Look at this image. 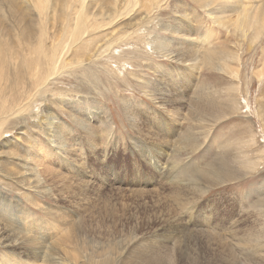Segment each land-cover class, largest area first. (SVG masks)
Wrapping results in <instances>:
<instances>
[{
  "label": "rangeland",
  "instance_id": "obj_1",
  "mask_svg": "<svg viewBox=\"0 0 264 264\" xmlns=\"http://www.w3.org/2000/svg\"><path fill=\"white\" fill-rule=\"evenodd\" d=\"M232 1L242 7L224 0H120L113 19L76 31L80 33L70 45L73 51L57 65L65 64V56L79 64L60 69L40 100L28 97L25 107L33 114L22 112L0 130L13 140L19 124L24 131L21 144L28 141L32 148L22 151L16 146L20 153L0 146V169L18 170L12 159L17 155L26 159L35 149L31 166L39 171L37 189H30L31 193L0 177V227L5 233L18 230L19 217L24 215L31 219L26 226L32 225L31 235L38 228L56 227L57 246L78 264H94L97 253L112 256V264H119L116 256L121 251L129 261L154 254L162 258L161 264H175L176 257L187 264L198 252L190 243L205 235L182 231L170 220L192 207L187 218L198 224L196 231L207 225L217 233L230 229L241 235V230L251 228L253 237L264 239V23L260 20L264 0ZM49 2L32 4L43 14L45 7L51 8ZM109 6L105 3L102 9L110 10ZM16 7L19 12L22 3ZM255 8L263 10L244 13ZM55 11L41 17L44 30L65 37L69 17L64 7ZM177 14L191 23L188 31L186 24L176 21ZM0 15V25L14 33L10 20L14 17L1 0ZM26 16L28 21L35 18L28 12ZM71 39L69 34L67 41ZM153 41L198 50L197 67L188 70L182 65L189 53L170 57L164 46L160 49ZM97 46L87 62L84 57ZM123 48L128 49L114 52ZM112 61L131 68L120 77ZM160 85L169 90H161L169 100L154 99ZM58 104L64 106L62 113L67 107L73 115L63 117ZM48 114L59 126L71 128L66 136L80 155L78 162L54 160L38 122ZM73 120L88 131L74 138ZM186 134L190 143L182 148L176 138ZM166 146L170 152L160 158L158 151ZM170 166L176 174L170 175ZM174 177L179 181L172 182ZM77 203L79 214L72 220L66 212ZM56 216L62 224L54 220ZM68 224L79 230L82 241L77 249L67 240L68 236L76 240ZM257 236L253 241L260 240ZM8 253L0 247V264H5ZM203 257L206 264L231 260L223 255ZM235 257L238 264L250 263L239 254Z\"/></svg>",
  "mask_w": 264,
  "mask_h": 264
},
{
  "label": "bare ground",
  "instance_id": "obj_2",
  "mask_svg": "<svg viewBox=\"0 0 264 264\" xmlns=\"http://www.w3.org/2000/svg\"><path fill=\"white\" fill-rule=\"evenodd\" d=\"M1 1L7 7L9 16L14 17V19L10 20L12 23L11 26H15L12 29L14 33H10L5 27L0 25V130L2 131V129L5 128V125L8 124L9 120L12 117L16 118L18 115H20V113L27 111L25 105H27L26 100L28 99V97H33L36 100H40L41 96L46 94L47 85L52 80V77L57 75L60 69H69L70 67L74 68L79 64L77 59H74L73 57L67 59V57L65 56V64L59 66L57 65L65 54L73 51L70 45L76 41L77 34L80 33L76 31H80L84 27L91 24H100L103 21H109L113 19L116 16V11L121 7L122 2L120 3V5H118V2L120 0H107L106 2L105 0H85L84 4L82 2L83 0H52L51 8L45 7V9H48L47 12L40 14L39 10H37V8L32 4V2H34L35 0H17L18 5L19 3H22V7L19 9V12L18 8L16 7L18 5L14 4V0H11L12 4H10L8 0ZM38 1L40 3L44 2V6L49 2V0ZM224 1L231 3L235 8L242 7L237 1H234L235 3L232 0ZM261 1L263 0H259L258 2L261 3ZM105 3L110 5V10L102 9L103 4ZM59 6L65 8L66 17H69L66 26L67 32H65V37L60 36V34L59 36H57L58 34L52 36L49 33L45 32L41 18H46L47 15L49 16V14L53 15L57 13L55 10ZM206 6L209 5H203L202 7ZM253 10L255 11L263 9H245L244 13L247 14ZM27 12L28 14H30V16L35 17L32 21H28L26 16ZM239 15L240 13L238 12L237 16ZM177 16L178 17L176 18V21L178 19V22L180 24H186L188 31L190 29L191 23L188 20H185L184 15L177 14ZM0 17L2 16L0 15ZM260 20L262 21V23H264V13L261 15ZM33 26L34 32H31V27ZM70 27H72V30L69 29ZM69 34L72 35V39L70 40V42L67 41V36ZM171 34L173 36L178 35L177 37L180 40L185 39L184 36L179 37V34L176 31H172ZM49 38L50 44L49 46H46V40ZM190 40H193V38H191ZM102 44L103 43H101L100 45ZM153 44L158 45L160 49L164 46L166 48L167 54L170 57H181L189 53L191 57L184 58L183 61H181L182 65L188 70L197 67L195 63L199 61V59L197 58L200 57L198 50L192 48L185 50V48L181 46H176V42L167 43L165 41H153ZM99 48L100 46H97L87 53V55L84 57L87 62L92 61V57L94 56L95 51L97 52ZM124 49L128 48H123L121 50L119 49L114 52L120 54L123 53L122 50ZM112 66L119 67L120 70L118 71V74L120 77L122 75V71H129V69L131 68L129 66H127L129 67L128 69L121 68L117 63L113 64ZM161 90L169 91L165 86L160 85L158 88L159 94L157 97H154L155 100H158L159 98L161 100L166 99V91L161 92ZM166 100H169V98ZM158 106H161V104H158ZM57 107L63 117L69 119V116L73 115V113H71L72 111L67 107H65L64 113H62V109L64 108V106L58 104ZM31 111L32 109L27 112L31 115L34 113ZM40 112L42 113L43 109ZM128 118H132V115H128ZM38 122L40 124V129L44 133L46 146L48 147V150L55 156L54 160H56L60 164H64V162L71 163V161L78 162L80 155L76 150H73L71 148L66 136V134L70 132L71 128L65 125L59 126L55 120V117L51 114H48L46 118H43V116H41V119ZM72 123L74 124L73 128H75L74 130H72L74 138H77L79 136L78 132L83 133L85 131H88V129L83 128L74 120ZM76 128L78 129V131H76ZM15 130L16 135L15 139L13 140L7 137L10 135L3 136L5 132H3L2 134L0 132V134L2 135H0V146L7 148L10 147L11 149H21L22 151H30L32 148H29L30 143L28 144V141H24L25 143L21 144V137L23 138L24 131L22 128H19V124L17 125ZM176 139L178 140L179 145H183L182 148L190 143V137H188L187 134L184 137L178 136V138ZM15 140L17 142L13 144ZM16 146H19L21 148L19 149ZM169 150L170 146H166L164 148L160 147L158 151L160 154V158L166 156V154L164 153H168ZM22 151L20 153H23ZM35 151V149L32 150V154ZM175 152L176 149L173 153ZM32 154H27L26 159H24L21 155H17L16 159H12L11 162L12 164H16L18 170L10 171L5 168L0 169V177L8 180L10 182L9 184H13L20 188H23V190H26L30 193V189H37V185L39 183V171L31 166V164L34 162V159L31 156ZM170 154H172V152ZM74 157H77V159H74ZM78 171L83 170L81 167H79ZM169 171L170 175L176 174L177 172V170H175L173 166L169 167ZM19 175L21 176V179L18 177ZM85 177L89 179L90 176L85 174ZM172 177L173 176H170L169 178ZM171 181L178 182L179 179H177V177H174ZM213 183L214 182H211L209 185ZM2 201L3 199L0 202ZM78 209L79 204L75 208L68 209L67 211L69 212H65L69 213V216L72 220H75V218L79 214ZM192 210V207H185L182 215L170 220L172 224L180 228L182 231L196 232L197 234L205 235L203 236L202 240H197L193 243H190L191 247L197 250L199 253L197 252L194 258H188L187 264H206V260L204 259L203 255H223V258L231 259L229 260L230 264H238L236 262L237 258L235 257V255L237 254H239V256L244 259V261L250 260V263L248 264H264V255H262V251H264V239H260L257 235L254 234V236H257L260 240L253 241V238L255 237H253L251 232H249L251 231V228L248 231L246 229L241 230L239 233L242 234L239 235L238 233H236L238 231H235L234 229H232L234 231H231L230 229L228 231L226 226V230L228 231V233L226 232V234H221L214 231V226L209 227L206 225L205 229L202 231L199 230V232L196 231L198 230V224L187 218V213H191ZM54 220L60 224L63 223V220H61L58 216H56ZM29 221H31V219L29 220L26 216H20L19 229L14 231L13 233H5V231L0 227V230H2L0 231V247L8 249L9 252L4 257L5 264H78L77 259H75L74 261H71L69 259V252L57 246L56 242L58 240V229L56 227L43 229L38 228V230L34 232L33 235H31L30 231L34 230L32 225L26 228ZM37 223L38 219L36 221V224ZM40 223L41 221L38 223V225ZM67 227L73 237H76L75 241L70 236L67 237V240L77 249V243L82 241L81 237H78L79 230L72 224H68ZM226 230L224 229L223 231L225 232ZM84 239L88 240L87 237H84ZM135 242L136 240L133 243ZM99 243L100 242L98 241L97 244ZM253 257H255V259ZM177 258L178 257L175 258V264H182L178 262ZM93 260H96L94 264L113 263L112 256L104 258L99 253L94 256ZM116 260L119 262V264H123L125 260V264H153L156 262L158 264H161L159 260H162V258L160 256L152 254V256L144 260L136 257L133 259V261H129L128 257H126V252H124L123 254V252L121 251L116 256Z\"/></svg>",
  "mask_w": 264,
  "mask_h": 264
}]
</instances>
